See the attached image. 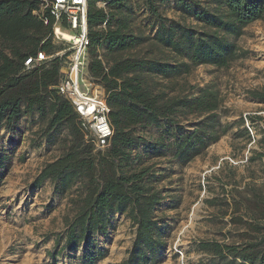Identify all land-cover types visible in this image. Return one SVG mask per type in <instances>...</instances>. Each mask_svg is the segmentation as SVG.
Wrapping results in <instances>:
<instances>
[{"label":"rangeland","instance_id":"rangeland-1","mask_svg":"<svg viewBox=\"0 0 264 264\" xmlns=\"http://www.w3.org/2000/svg\"><path fill=\"white\" fill-rule=\"evenodd\" d=\"M190 1L211 7V0ZM118 2L117 9L101 2L96 6L113 10L127 21L133 34L145 40L125 52L111 53L100 46L96 52L103 62L110 64L122 57L175 61L169 52L153 46L158 22L145 10L144 0ZM157 8L169 20L180 19L178 0H162ZM186 23L196 26L191 19ZM235 42L247 56L226 68L199 65L171 79L145 75L155 93L195 98L199 89L210 86L222 100L214 112L216 122L206 115L176 116L185 133L206 125L210 133L219 134L217 141L209 142L190 161L174 158L176 132L160 120L156 126L137 131L141 141L129 150L130 162L121 167L127 173L149 168L146 184L162 196L153 215L163 228L166 246L156 264H245L230 258L219 261L199 244L231 246L264 239V121L255 119L251 126L247 119H264V101L252 97L264 94V16L244 28ZM62 47L56 44L57 50ZM57 60L61 63L64 57ZM88 62L89 49L87 66ZM49 119V113H33L21 117L12 130L0 126V264H119L135 237V225L126 213H109L104 234L95 233L75 249L58 253L66 224L85 191L83 179L66 190L49 179L38 188L32 186L41 169L71 145L68 125L48 131ZM248 125L251 133L245 132Z\"/></svg>","mask_w":264,"mask_h":264},{"label":"trees","instance_id":"trees-1","mask_svg":"<svg viewBox=\"0 0 264 264\" xmlns=\"http://www.w3.org/2000/svg\"><path fill=\"white\" fill-rule=\"evenodd\" d=\"M118 1L88 0L87 10V71L104 90L112 129L108 147L94 150L84 139L85 131L72 107L56 93L60 66L57 58L49 66L22 71L27 58L38 52L50 55L57 50L49 36L52 19L44 26L33 15L39 0H0V126L12 130L21 117L33 113L50 114L48 131L68 125L71 145L64 154L47 163L32 183L38 188L49 179L58 181L59 187L66 190L77 180H84L85 193L74 217L66 224L63 247L58 253L75 249L95 233L104 234L109 213H126L135 225V237L119 264H156L166 246L163 228L153 215L162 196L146 184L149 168L127 173L121 167L130 162L129 150L141 141L137 131L156 126L160 120L176 132L174 158L182 163L190 161L209 142L217 141L219 134L210 133L206 125L185 133L176 116L206 115L216 122L214 112L222 100L210 86L199 89L195 98L155 93L145 75L171 79L188 74L199 65L226 68L230 62L246 57L247 52L235 41L244 28L264 16V0H211V7L178 0L182 4L179 20H169L158 12L157 3L162 0H144L145 10L158 22V32L151 38L153 46L169 52L176 60L122 57L106 64L96 52L100 46L111 53L125 52L145 40L142 35L133 34L127 21L117 17L113 10L96 6L101 2L111 8L116 5L117 9L121 5ZM186 19L193 20L196 26L187 24ZM252 97L264 101L262 93H254ZM247 119L251 126L255 119L264 121L253 116ZM248 128L246 133L252 131L249 125ZM225 132L226 128L220 134ZM199 248L219 261L230 258L245 264H264L263 238L231 246L202 242Z\"/></svg>","mask_w":264,"mask_h":264},{"label":"built area","instance_id":"built-area-1","mask_svg":"<svg viewBox=\"0 0 264 264\" xmlns=\"http://www.w3.org/2000/svg\"><path fill=\"white\" fill-rule=\"evenodd\" d=\"M87 10L88 0H39L33 15L44 26H48L52 19L49 34L52 44L63 47L50 55L38 52L36 56L27 58L22 71L47 66L52 60L64 57L59 66V81L54 89L72 107L85 131L84 139L93 145L95 151H103L109 145L112 129L102 89L92 81L87 71Z\"/></svg>","mask_w":264,"mask_h":264}]
</instances>
